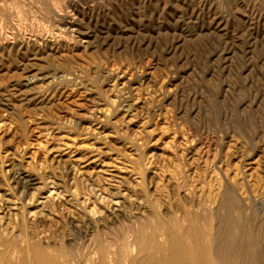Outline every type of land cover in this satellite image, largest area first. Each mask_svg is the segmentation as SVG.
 Listing matches in <instances>:
<instances>
[{
    "label": "rangeland",
    "instance_id": "rangeland-1",
    "mask_svg": "<svg viewBox=\"0 0 264 264\" xmlns=\"http://www.w3.org/2000/svg\"><path fill=\"white\" fill-rule=\"evenodd\" d=\"M226 189L256 223L264 0H0L4 262L128 223L210 240Z\"/></svg>",
    "mask_w": 264,
    "mask_h": 264
},
{
    "label": "bare ground",
    "instance_id": "bare-ground-1",
    "mask_svg": "<svg viewBox=\"0 0 264 264\" xmlns=\"http://www.w3.org/2000/svg\"><path fill=\"white\" fill-rule=\"evenodd\" d=\"M222 198L221 206L227 213L210 240L203 238L198 223L194 222L191 228L194 239L191 241H186L180 233L162 228L160 236L164 240L161 242H152L155 235L142 231L141 224L128 223L121 233L97 232L92 245L86 248L70 246L60 261L48 256L41 244L27 234L22 239L26 250L34 252L30 264H91L94 259L98 260L97 264H116L117 245L112 240L123 249L120 252L125 264H264V212L255 223L253 214L246 216L230 190L226 189ZM4 254L0 250V264H11L4 262ZM18 254L13 251L10 256L18 258Z\"/></svg>",
    "mask_w": 264,
    "mask_h": 264
}]
</instances>
